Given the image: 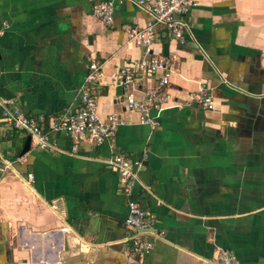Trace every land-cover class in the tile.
<instances>
[{"label":"crops","instance_id":"obj_1","mask_svg":"<svg viewBox=\"0 0 264 264\" xmlns=\"http://www.w3.org/2000/svg\"><path fill=\"white\" fill-rule=\"evenodd\" d=\"M100 1L0 0V96L28 115L73 112L99 58L98 114L125 119L113 141L57 132L54 148L31 142L25 153L28 134L0 120V155L14 160L0 175V264H207L221 250L264 264V0H196L185 44L161 32L153 53L172 69L158 124L142 122L115 82L143 55L125 28L147 14L124 0L106 23ZM201 87L215 109L192 96ZM118 153L146 158L131 196L155 215L142 260L125 250L130 196L107 163Z\"/></svg>","mask_w":264,"mask_h":264},{"label":"built area","instance_id":"obj_2","mask_svg":"<svg viewBox=\"0 0 264 264\" xmlns=\"http://www.w3.org/2000/svg\"><path fill=\"white\" fill-rule=\"evenodd\" d=\"M124 0H102L95 4L94 13L111 23L114 14V3ZM138 6L147 14V21L143 24L126 26L125 33L129 41L143 50V55L119 68L115 82L119 84L125 96L126 106L141 113L142 122L158 124L152 115L168 102L170 93L168 86L172 63L169 58L153 53L161 32L179 44H185L192 36L191 25L187 19L189 10L197 4L196 0H137ZM8 26L3 23L0 35ZM103 62L94 58L89 63V71L80 89V103L73 112L59 114L28 115L18 105L0 96L1 122L8 128L26 132L31 136L32 146L38 149L54 148L53 134L66 132L75 140L87 139L95 144L114 140L116 129L125 123V119L118 113H111L105 119L100 118L97 110V90L103 81ZM161 71L155 84L146 88H139L136 81L140 77H147ZM140 92V93H138ZM192 96L207 109L216 108V99L203 87ZM144 158L134 159L126 153L111 156L107 163L118 173L126 194L130 196L128 215L125 219L129 229L127 236L129 246L126 252L132 257L142 260L145 254L154 246L148 236L153 228L155 215L135 199L131 198L135 184L140 181L139 171L144 165ZM14 160L0 155V175L11 170ZM34 175L28 174L32 180ZM207 264H241L238 258L227 250L217 252Z\"/></svg>","mask_w":264,"mask_h":264},{"label":"water","instance_id":"obj_3","mask_svg":"<svg viewBox=\"0 0 264 264\" xmlns=\"http://www.w3.org/2000/svg\"><path fill=\"white\" fill-rule=\"evenodd\" d=\"M30 144H31V136L28 135L27 139L25 141V145H24V148L22 150V153H25L26 151H28L30 149Z\"/></svg>","mask_w":264,"mask_h":264},{"label":"trees","instance_id":"obj_4","mask_svg":"<svg viewBox=\"0 0 264 264\" xmlns=\"http://www.w3.org/2000/svg\"><path fill=\"white\" fill-rule=\"evenodd\" d=\"M2 93V90L0 89V94Z\"/></svg>","mask_w":264,"mask_h":264}]
</instances>
